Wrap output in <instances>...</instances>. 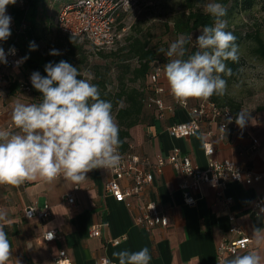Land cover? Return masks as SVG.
Here are the masks:
<instances>
[{"label": "crops", "instance_id": "1", "mask_svg": "<svg viewBox=\"0 0 264 264\" xmlns=\"http://www.w3.org/2000/svg\"><path fill=\"white\" fill-rule=\"evenodd\" d=\"M120 21L121 18L117 24ZM119 29L125 36V27ZM16 71L0 66V130L12 133L18 131L11 119L15 103L38 104L27 91L9 93V84ZM159 81L165 91L157 96L164 107L155 109L157 114L153 120L130 128L128 144L132 151L154 161L158 155H168L176 146L200 168L206 167L211 159H229L249 167L261 178L249 184L229 182L221 195L217 187L202 185L198 199L192 205L184 203L178 188L181 175L170 165H165L161 172H156L153 166L147 167L152 172V182L141 197L127 201H119L104 191L109 173L101 168L88 172L81 183L60 176L52 183L38 178L18 187L0 185V213L5 215L0 226L8 234L12 251L7 264H54L53 257L60 249L67 251L73 264H95L102 255L115 261L114 251H138L144 247L149 249L152 257L150 264H224L225 259L250 250H256L264 257V242L256 246L253 237L254 229H264V212L257 213L252 208L257 195L264 197V116L248 115L243 127L227 130L223 135H219L217 121H203L201 130L186 137H175L169 133L168 126L189 120L188 108L200 99H190L188 106H181L170 94L163 70ZM208 129L212 131L209 137L213 144L211 155H206L203 147ZM74 185L78 188L75 204H71L66 200V194ZM224 196H230L231 202L225 204ZM149 198L168 217L166 226L147 230L135 224L134 217L140 212V205ZM43 203L51 207V216L47 220L24 215L27 206ZM229 213L234 214L235 222L253 241L249 249L218 258L216 245L223 237L232 236ZM99 220L106 222L102 235L89 236V226ZM51 228L58 230L59 238L42 240L43 232ZM109 238H117L119 243L111 244Z\"/></svg>", "mask_w": 264, "mask_h": 264}, {"label": "clouds", "instance_id": "2", "mask_svg": "<svg viewBox=\"0 0 264 264\" xmlns=\"http://www.w3.org/2000/svg\"><path fill=\"white\" fill-rule=\"evenodd\" d=\"M16 0H0V41L11 35V17L7 7ZM204 11L214 18L213 26H204L196 36V51L189 54L192 35H180L166 52L169 61L164 76L170 94L179 103L190 99L207 101L213 95L223 96L227 81L222 74L231 75L225 61L237 62L238 46L232 32L226 31L222 19L227 9L215 0L204 5ZM36 45L30 42V50ZM14 54L15 49L9 50ZM163 51V50H162ZM51 55H59L51 50ZM0 62L7 63L0 47ZM46 76L33 72L31 83L42 93L38 104L16 102L11 119L17 132L0 130V185L21 186L38 178L52 183L58 177L81 183L93 169H114L121 162L122 141L119 125L113 115L111 101L101 98L99 87L80 77L77 67L61 60L45 65ZM247 113L238 112L235 122L243 127ZM5 215L0 213V220ZM254 242H264V229L253 231ZM12 254L8 234L0 226V264H7ZM116 264H150L149 249L114 251ZM104 264H113L105 259ZM224 264H264L256 250L225 259Z\"/></svg>", "mask_w": 264, "mask_h": 264}, {"label": "built area", "instance_id": "3", "mask_svg": "<svg viewBox=\"0 0 264 264\" xmlns=\"http://www.w3.org/2000/svg\"><path fill=\"white\" fill-rule=\"evenodd\" d=\"M138 0H77L76 2L61 7L56 14V21L61 31L85 39L95 50H105L113 46L123 37V30L116 28V18L120 12H128L135 8ZM14 23L11 19L10 29L13 32ZM12 35V33H11ZM11 37V36H10ZM6 41H0L6 53L7 63L4 65L11 69H18L22 63L19 47L13 37ZM14 48L15 53H10ZM164 68L162 63L157 64L149 75L150 89L153 95L148 98V104L162 109L164 103L157 95L165 91L164 86L159 81V76ZM181 106H188V102L179 103ZM190 118L187 121L172 123L168 126L169 133L175 137H186L196 131L201 130L203 121H217L219 135H223L227 130H236L238 125L235 122L234 113L228 106L218 105L212 97L207 101L200 100L197 104L188 108ZM207 139L203 142L206 155L213 153L211 139L212 131L206 130ZM254 148V145L252 146ZM121 162L117 168L103 169L109 173L104 184V191L111 194L119 201H127L129 198L141 197L146 186L152 182L153 176L147 167L153 166L156 172H161L165 165H170L181 175L178 188L181 191L184 203L195 204L198 193L202 185L217 187L219 195L221 190L229 182L247 184L261 178V175L254 173L249 167L224 159L222 161L209 160L204 168L198 167L191 158L181 152L179 147H173L166 155H158L154 161L146 156L139 155L132 151L130 145L125 151L119 149ZM78 185L66 194V200L75 204V191ZM225 204L231 202L230 196H224ZM140 212L135 215L134 222L145 229L155 226H166L168 217L158 208L152 199H146L140 205ZM252 208L257 213L264 212V197L257 195ZM26 217H36L40 221L47 220L51 216V207L48 203L40 206L29 205L24 209ZM231 222V237H223L216 245V254L222 258L226 254H235L239 250L249 249L253 241L252 237L244 233L239 224L235 222L233 213L228 214ZM106 222L103 220L91 223L88 229L89 236H101ZM59 238L58 230L51 228L42 234V240L53 241ZM111 244H118L117 238L108 239ZM106 255L99 256L95 264H104ZM54 264H73L65 249H60L53 257ZM113 264H116L113 261Z\"/></svg>", "mask_w": 264, "mask_h": 264}, {"label": "trees", "instance_id": "4", "mask_svg": "<svg viewBox=\"0 0 264 264\" xmlns=\"http://www.w3.org/2000/svg\"><path fill=\"white\" fill-rule=\"evenodd\" d=\"M77 0H57L59 9ZM198 0H182L181 10L172 15L170 22L164 21L165 28L175 35H191L192 32L202 29L204 26H213L214 18L204 10L196 7ZM226 5L229 0H221ZM235 7L242 10L250 9L259 4L264 7V0H231ZM45 0H16V3L7 7L9 15L14 23L11 37L16 41L22 57V63L18 69L14 80L9 84V93L15 90L29 92L35 98V102L40 103L42 93L34 89L31 83L33 72H39L41 76H46L45 65L49 62L56 64L61 60L67 61L78 68L80 77L87 79L97 85L100 90L101 98L111 101L113 105V115L119 125V135L122 141L121 151L128 148V138L130 128L141 122L153 120L157 107L148 104V98L153 95L150 89L149 75L153 68L169 61L166 52L168 46L164 44L161 49L159 45L152 42V32L149 29L137 28V33L129 32L117 41L113 48L96 50L104 60L103 63L90 61L89 49L86 47L88 42L77 36L67 34L58 27L56 17L49 20L50 14L42 11ZM126 12H120L116 18V28L119 16ZM120 30V29H119ZM230 31L236 37L235 43L241 41V34L234 30ZM51 32V33H50ZM51 34L49 36H46ZM256 42L253 50L256 53H264V41L258 35L247 34ZM10 37V38H11ZM123 41V42H122ZM30 42L37 46L35 50H30ZM122 42V43H120ZM190 45V44H189ZM188 45L189 54L196 51V47ZM58 50L59 55H51V50ZM163 50V51H162ZM121 53V54H120ZM135 59L136 63L131 65L128 61ZM231 69L230 76L240 74V61H225ZM4 65L3 62L0 66ZM115 69L116 86L109 88L111 83L110 70ZM88 74L89 78L85 75ZM212 99L220 106H228L237 115L240 104L235 102L232 97L224 94L223 96L213 95ZM264 108V106L262 107Z\"/></svg>", "mask_w": 264, "mask_h": 264}, {"label": "rangeland", "instance_id": "5", "mask_svg": "<svg viewBox=\"0 0 264 264\" xmlns=\"http://www.w3.org/2000/svg\"><path fill=\"white\" fill-rule=\"evenodd\" d=\"M56 2L57 0H45L42 11L50 14L49 20H54L58 13L60 5L58 6ZM181 2L182 0H138L135 8L126 12L123 17H119L121 18L119 25L125 27V35L129 32L137 33V28L149 29L152 32V42L156 41L161 49L164 44L169 48V45L180 35H175L172 30L166 29L164 21L167 20L168 24L172 25L170 19L173 14L181 10ZM208 2L209 0H198L196 7L204 10V5ZM215 2L223 5L221 0H215ZM223 6L227 9L226 16L222 18L227 22L226 29L241 34V41L238 44L240 74L235 77L222 74L227 81L225 94L240 104L239 112L264 116V108H262L264 106V53H256L253 50L256 44L255 40L247 36V34H256L264 41V7L256 4L250 9L242 10L235 7L231 0ZM200 30L202 29L191 33L193 41L189 45L190 47L195 45V39L200 34ZM49 35L51 34L46 36ZM86 47L90 51V61L104 62L98 54L94 53L96 50L88 42ZM128 62L131 65L136 63L135 59ZM110 71L111 83L108 87L111 89L116 86V81L114 78L115 69ZM85 75L89 76L87 73Z\"/></svg>", "mask_w": 264, "mask_h": 264}]
</instances>
